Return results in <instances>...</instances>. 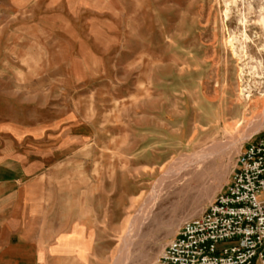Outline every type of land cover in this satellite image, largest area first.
Returning a JSON list of instances; mask_svg holds the SVG:
<instances>
[{
  "label": "rangeland",
  "instance_id": "obj_1",
  "mask_svg": "<svg viewBox=\"0 0 264 264\" xmlns=\"http://www.w3.org/2000/svg\"><path fill=\"white\" fill-rule=\"evenodd\" d=\"M259 119L264 0H0V179L17 180L31 264H114L161 189L127 262L156 264ZM227 142L168 185L180 157Z\"/></svg>",
  "mask_w": 264,
  "mask_h": 264
},
{
  "label": "built area",
  "instance_id": "obj_2",
  "mask_svg": "<svg viewBox=\"0 0 264 264\" xmlns=\"http://www.w3.org/2000/svg\"><path fill=\"white\" fill-rule=\"evenodd\" d=\"M256 262L264 264V132L250 138L225 189L182 224L156 264Z\"/></svg>",
  "mask_w": 264,
  "mask_h": 264
},
{
  "label": "bare ground",
  "instance_id": "obj_3",
  "mask_svg": "<svg viewBox=\"0 0 264 264\" xmlns=\"http://www.w3.org/2000/svg\"><path fill=\"white\" fill-rule=\"evenodd\" d=\"M263 126H264V121L262 119H259V121L253 124L252 129L250 130L247 137H249L253 132H256L259 129H261ZM230 145H231L230 142L213 143L209 147L204 148L196 153L180 157L176 162H174V164L168 170V173L166 176V179L169 181L168 185L173 186L178 183H182L183 186H185L186 184L189 183V181L193 179L203 178L206 175L207 169H209V167H206L208 161H211V159L223 155ZM160 190L159 191L157 190L154 193V195L152 194L153 195L152 199L150 201L148 200L149 203H147V205L144 206L145 208H143V210L141 211L139 210L137 217L132 223L131 230L129 229L130 232L129 233L127 232L128 234L126 236L123 235L125 236V238H123L121 249L118 253V256L115 257L114 264H127V262L129 261L131 257V253H132L131 249H132L133 244L135 243L134 241L136 240V238L138 237V234L140 233L139 231H140L141 226L153 214L152 212H153V207H154L155 202H152V201L159 199Z\"/></svg>",
  "mask_w": 264,
  "mask_h": 264
},
{
  "label": "crops",
  "instance_id": "obj_4",
  "mask_svg": "<svg viewBox=\"0 0 264 264\" xmlns=\"http://www.w3.org/2000/svg\"><path fill=\"white\" fill-rule=\"evenodd\" d=\"M16 181L11 175L0 179V264H31L35 259L33 246L29 242H21L24 232L19 229V224H15L13 217Z\"/></svg>",
  "mask_w": 264,
  "mask_h": 264
}]
</instances>
